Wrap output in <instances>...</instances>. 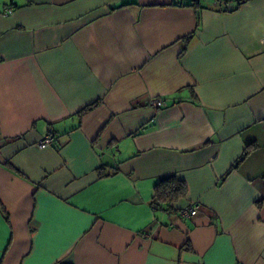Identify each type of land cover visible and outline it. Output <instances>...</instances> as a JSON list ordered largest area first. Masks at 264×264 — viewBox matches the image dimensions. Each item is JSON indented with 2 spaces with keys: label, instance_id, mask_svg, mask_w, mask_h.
I'll use <instances>...</instances> for the list:
<instances>
[{
  "label": "crops",
  "instance_id": "obj_1",
  "mask_svg": "<svg viewBox=\"0 0 264 264\" xmlns=\"http://www.w3.org/2000/svg\"><path fill=\"white\" fill-rule=\"evenodd\" d=\"M196 4L0 0V264H264V0Z\"/></svg>",
  "mask_w": 264,
  "mask_h": 264
},
{
  "label": "trees",
  "instance_id": "obj_2",
  "mask_svg": "<svg viewBox=\"0 0 264 264\" xmlns=\"http://www.w3.org/2000/svg\"><path fill=\"white\" fill-rule=\"evenodd\" d=\"M178 4H190L193 6H197V1L199 0H176ZM98 177H104L107 176L103 172V166H100L97 170ZM115 172V169L113 170ZM112 172V173H113ZM186 192V185L183 182V180L178 179L175 175H167L164 176L159 180V182L156 184L154 189V198L152 200V203L155 204H169L171 201L183 196ZM1 211L7 215L6 210L4 207L0 204Z\"/></svg>",
  "mask_w": 264,
  "mask_h": 264
},
{
  "label": "built area",
  "instance_id": "obj_3",
  "mask_svg": "<svg viewBox=\"0 0 264 264\" xmlns=\"http://www.w3.org/2000/svg\"><path fill=\"white\" fill-rule=\"evenodd\" d=\"M188 1H190V0H188ZM213 1L216 3L217 2H225L226 4H229V3H240V2H243L245 0H213ZM8 12H10V9H7L5 11V13H8ZM150 105L155 107V108H159V107H162L164 105V101L160 98H154L150 101ZM52 143H53V138L50 136H46L41 141L38 142V146L43 148L46 146H50ZM198 209H199V204L194 203V204L189 205L188 207L180 210V215L183 218L192 217L197 213Z\"/></svg>",
  "mask_w": 264,
  "mask_h": 264
}]
</instances>
